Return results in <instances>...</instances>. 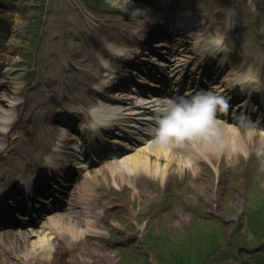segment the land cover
<instances>
[{
    "label": "rangeland",
    "instance_id": "1",
    "mask_svg": "<svg viewBox=\"0 0 264 264\" xmlns=\"http://www.w3.org/2000/svg\"><path fill=\"white\" fill-rule=\"evenodd\" d=\"M257 1L256 12L250 10L246 0H191L187 7L190 6L189 12L193 11L207 24V34L228 36L226 41L230 49L227 48L223 58L226 72L243 62L245 66L252 62L253 76L264 80V16L258 9L260 5L264 6V0ZM127 2L134 0H0V79L13 82L0 86V108L19 87H23L19 90L20 101L28 102L13 111L14 124L23 119L25 110H30L32 105L29 116L35 113L34 124L42 125L46 135L48 127L52 126L53 113L65 108L67 103H77L75 95L67 91L72 81H78L85 97L91 94L92 89L87 90L88 86L93 87L103 73L97 59L99 44L95 41L108 40L114 47L117 45L114 42L130 40L128 24L132 26L130 20L136 13L128 11ZM139 2L137 13L145 11V2L159 7L161 0ZM177 2L185 5L184 0ZM171 4L167 0L163 2L159 7L162 14L175 13L169 10ZM119 22L128 23V28H122ZM191 42L188 46L177 43L176 48L172 45L168 52L164 51L167 72L177 73L176 68L181 65L187 69L191 66L194 71L198 69L201 60L194 57L196 45L205 48L207 42L206 39L200 45L197 39ZM254 53L257 56L248 61V54ZM222 78L219 77V81ZM33 107L37 110L33 111ZM29 116L26 113L25 118L29 120ZM215 119L230 128L236 126L217 116ZM121 124L126 126L125 121ZM239 127L242 132H258L259 129L264 132V124L258 127L241 124ZM20 129L27 133L24 128ZM8 131V141L13 143L10 147L24 145L20 141L21 133L13 124ZM42 133L36 128L34 137L44 156L48 139L43 141L45 135L41 137ZM143 139L142 143L138 141L133 146L137 148L145 141L153 140ZM11 151L14 150L9 149ZM133 151L129 148L123 155L128 156ZM13 156L18 162L14 163L6 157V152L3 153L1 162L6 171H0V187L11 186L18 175L28 172L21 165L23 161L18 152ZM120 157L95 162L89 166L90 172L99 170L106 162H119ZM184 160L190 171L198 166L189 157ZM199 166L200 180L211 177L218 203L196 190L189 173L177 172L167 178L164 186L158 181L151 191L152 198L144 202L137 198L133 200V191L137 192L136 189L144 185L143 182L135 184L134 179L117 183L105 177L110 185L96 189L92 196L87 195L94 203L97 198L102 199V205L88 208V211L105 216L99 225L98 238L115 252L117 264H264V140L255 138L248 142L240 156L219 163L218 169L207 162ZM81 173L91 174L86 169ZM74 178L77 183L82 180L78 175ZM84 207L87 206L82 204V212L87 210ZM179 214L186 216L182 223H178ZM7 235H1L2 242L7 240ZM90 240H78L73 247L69 245L66 264H76L71 248L79 254ZM83 252L86 258L94 259L93 264H104L90 248ZM10 257L9 262L18 264Z\"/></svg>",
    "mask_w": 264,
    "mask_h": 264
},
{
    "label": "bare ground",
    "instance_id": "2",
    "mask_svg": "<svg viewBox=\"0 0 264 264\" xmlns=\"http://www.w3.org/2000/svg\"><path fill=\"white\" fill-rule=\"evenodd\" d=\"M251 2L256 4V2L258 1L251 0ZM137 4L138 3L135 1L127 2L128 6H126L130 13H132V11L136 13L133 16V18L135 19V39H131L132 44L128 46V54L130 55L137 51L136 49L138 48V44L144 42L142 38L143 36L146 37V31L149 33L156 26H158L157 21H153L156 17H149L147 13L148 11L146 9L145 11H142L140 13L136 12V10L138 9ZM177 19L178 18L174 20ZM192 22L194 24L197 23V21L195 20ZM120 24L121 27L124 26L123 23ZM203 27L204 26H198V30L201 31L200 29ZM193 35L196 37V39L200 40H208V38L212 36L211 34H201L198 31ZM95 43L99 44L97 54V58L100 57L99 64L105 66L104 69H106L107 67L115 69V64H113L114 60L119 61L121 60V58L113 57L112 54L117 53L119 51L117 46H122V44L112 47L111 42H108V40H96ZM205 47H207L206 50H204L202 46H198L199 54L201 56L200 58L202 61H205V57H211L216 53L215 51L211 52V54L209 53L211 45L208 41ZM105 56L109 57L105 58ZM140 59L145 58L142 55ZM219 64H221V62H219ZM211 70L214 72L213 68ZM234 70L235 68L233 66L232 69H229L227 74L225 73V79L228 80L229 78V83L227 85H229L230 91H234L235 93H238L246 98L248 97V99L244 100V103L242 102L240 104V106L245 105V107H247L252 103L250 97L254 95L252 87L256 83H253V80L251 79L253 70H241L239 73L231 77L230 74ZM114 73H116V70H114ZM5 78L8 79L7 77ZM245 79L247 80L245 81ZM178 81L181 82V80ZM6 83L9 85L13 84V82L3 79L1 81V86L5 87ZM212 87H220L224 89L223 85L218 84H212ZM260 87H262L264 94V84L261 83ZM20 89H22V87L18 88V90ZM188 90H190V88H188ZM187 95H195V93H192V91H190L187 93ZM130 96L131 95L120 96L117 98L115 97L106 102L100 99L99 101L93 100L92 97L86 99L82 96V93H78L77 98L79 100V105L73 106L78 116L73 118L79 117L82 121H87L89 119V114L87 113H84L87 116L82 118V105H101L103 107H109V111L115 113H117L118 110L120 112V109L123 108L122 104H125L126 107L129 106L127 110H133L132 108L137 109V107L141 110L146 109V106L144 104L142 105V103L138 102L136 99L129 98ZM19 99L20 98L17 95L15 98H11L8 103H4V105L0 108V171H6L4 163L1 162L3 153L6 152V157H10V159L13 160L14 163H16L18 161L16 157L13 156V154L15 152H18L20 158L23 161L21 165L24 168H27L28 171H31V173L28 172V174L21 176L24 179L26 189H28V183L36 182L37 180L36 178L31 179L29 177H34V174L40 167L43 150H38L36 138L34 137V134L32 132L34 128V118H31L30 125L26 124L27 120L25 117L26 113L28 114V109L25 110L23 119L17 125H14V127L19 130V133H21L20 141H22L24 145L17 144L15 148H12L10 147V145L13 143L11 141L8 142V140L6 139L8 135L7 133H5V130L10 124V120L12 117L11 111L19 106L17 103ZM228 104L230 105L231 101H229ZM149 110L151 111V109ZM133 113H135V111ZM235 113H238V111L235 110ZM263 118L264 117L261 116L257 121V124H261L264 121ZM216 126L219 130V134H211L210 138L205 136H197L192 139L185 140L182 143L168 144H161L155 142L154 140H147L139 147L134 148V151L131 152L128 156L122 157V159H120L121 164L107 163L104 169L101 170V172H105V175H107L106 177L114 179L117 183L125 181L126 179H134L135 184H138V182H143L144 185H141L140 189H136L137 192L134 190L132 194V196L137 198V201L140 202H144L152 198L153 194L151 193V191L153 190V187L158 179L162 182L160 183V185L163 184L164 186L167 182V178L170 175H174L176 172L185 175L189 173L192 176V181L196 190L204 192L205 196L209 200L213 201V203H218L219 200L215 193L214 186L212 185L211 177L208 176L206 179L200 180L201 168L199 165L207 162L213 164L218 169L219 163L226 162L227 159H234L237 156H240V154L245 151V147L248 145V142L254 141L255 138L258 140H264V132H255L252 130L242 132L238 129V127L230 128L229 125H226L218 120L216 121ZM20 128H24L25 130H27V133L22 132ZM100 132H102L101 134L106 137V133L108 131L101 130ZM56 135L58 137L57 141L60 143L59 147H61L62 149H57V156H55L54 154L47 155V161L48 163H55L59 161V163L65 167L66 161L72 159V150L79 149L77 152L80 151L81 154L82 147L77 148L72 144V140L71 143H69L68 139L70 138L63 132L58 131ZM80 135L82 138V133H79V135L76 134L71 136V139H76L82 145ZM24 136L26 137L25 140H27L26 143L24 142ZM111 137V143L119 142V140H117V136ZM89 138L94 142L95 145L97 144V141L94 137L91 136V134ZM97 148L95 149H97L98 151L100 148L104 147L100 145ZM9 149L14 151L9 152ZM93 152L95 153L96 151ZM185 157L191 158L193 162L198 166L195 168L192 167L193 169L192 171H190L187 164L185 163ZM89 159L90 161L92 160L91 157ZM83 166L84 163H79L76 167L81 168ZM34 171L36 172L33 173ZM67 172L69 175L72 174V171L70 170H67ZM100 174V171L96 170L91 175L84 176L80 183L73 182L74 192L73 190H67L66 193H64L61 190L60 193H62L63 197L65 195L69 196L67 206L64 205L66 202H61V200L58 201L61 202L60 204H53L51 203L52 198H50V200H48L50 203L49 206H43L42 213L44 214L40 215L41 217L37 216L36 219L32 216H23V219H27L26 224L21 225V227L19 229L17 228V230L6 229L5 232H1L0 246H2V248L0 250V264H14L12 262H9L8 257L10 256L15 258L18 261V264H66L65 254L69 249V245L70 247H73L74 242L85 239L91 240L87 244V246H83L82 249L79 250V254L74 248H71L74 251V261L76 264H93V258H86V256H84V249L89 248L97 254V256L99 257L98 259L103 261L104 264H117L115 252L108 249L103 244L101 239L98 238L99 235L97 232H100L99 225L103 221L105 216L94 212L91 214V212L88 211V208L101 204V201H98V199L96 200L98 202L97 204L91 202V199L88 200L86 195L90 193V191L94 187L98 186L99 184H103H97V182L93 180L95 178H99ZM102 182L106 183V181ZM133 187L136 188L135 186ZM35 190L36 189H33V191ZM6 193L7 190L1 191L0 197L5 195ZM18 196H21V198H29L30 200L32 198V195L27 194L26 192ZM82 204H85L87 206L84 207V209L87 210L81 212V216H79L80 210H78V208L80 209L82 207ZM29 207L31 208L32 206ZM34 207L39 210L37 204ZM185 219L186 216L183 217L181 216V214H179L178 223L184 222ZM4 234H8V238L7 240L2 242L1 235L3 236Z\"/></svg>",
    "mask_w": 264,
    "mask_h": 264
},
{
    "label": "clouds",
    "instance_id": "3",
    "mask_svg": "<svg viewBox=\"0 0 264 264\" xmlns=\"http://www.w3.org/2000/svg\"><path fill=\"white\" fill-rule=\"evenodd\" d=\"M226 34L212 35L209 53L226 52ZM118 55H125L123 46H117ZM215 58V57H214ZM228 101L213 92L202 91L189 97L168 98L161 102L153 117V140L157 143H182L197 136L210 138L219 134L216 126V113L226 110Z\"/></svg>",
    "mask_w": 264,
    "mask_h": 264
}]
</instances>
